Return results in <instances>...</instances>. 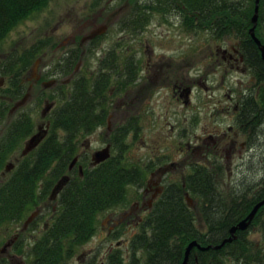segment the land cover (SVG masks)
Wrapping results in <instances>:
<instances>
[{"label": "rangeland", "instance_id": "rangeland-1", "mask_svg": "<svg viewBox=\"0 0 264 264\" xmlns=\"http://www.w3.org/2000/svg\"><path fill=\"white\" fill-rule=\"evenodd\" d=\"M135 1L51 0L42 11L20 22L0 44V103L4 105L7 103L9 107L15 100L7 101L6 97L1 95L10 86L9 77L1 72V68L7 63L10 55L20 54L31 46L39 45L40 41L45 44L37 52L33 63L42 57L37 70L38 68L55 70L63 54L72 51L81 36L86 35L100 24H107L108 30L86 51L87 55H84L80 62L83 69L82 73L78 74L80 76L91 77L89 69H93L98 64L100 56L107 57V51L113 52L114 58L113 56L108 58L116 66L117 71L121 72H124L122 69H125V62L129 66L128 61L130 60L132 65H135L140 58L159 60L158 62L164 64L165 68L172 65L180 69L184 66V58L186 63L190 64L189 73L193 87L189 104H184L183 98L173 97L167 81L163 80L166 79L164 76L157 79L152 78L149 87L146 85L144 88L141 87V81L134 83L131 80L125 83L127 89L123 92L113 89L115 94L109 101L108 112L110 130L107 122H104L93 132L78 137L77 152L83 155L79 163L84 169L88 167L94 151L110 144L111 155L122 157L128 165L138 166L141 175L139 183L126 185L122 203L97 215L94 235L87 242L76 247L73 256L66 264H98L105 259L109 251L115 248H119L124 258L123 262L127 264L128 241L134 233L138 232L140 226L137 223L139 221L137 215L142 218L146 217L143 211L147 207L145 199L148 196L143 197L142 192L147 187L148 180H157L160 177L161 184L180 182L182 176L188 174L189 163L200 159V155L189 153L185 146L186 143H194L195 135H204L206 127L213 131L216 129V133L221 135L229 132L228 127L233 125L232 111L226 107L230 103L227 95L231 93L235 79L238 76L242 78V76L234 69L220 64L222 60L218 55L210 56L209 46L213 50L218 44L224 46L214 35L213 27H206L203 24L199 26L201 28L184 34L178 23L172 27H162L156 25L159 21L158 16L150 14V18L142 21L141 28L133 30L127 26L125 18L127 20L129 12L136 8ZM231 1H239L236 7L242 12L252 11L251 0ZM119 7L122 8L121 12L118 11ZM228 31L230 33L232 29ZM233 37L236 38L230 34L227 38L232 40ZM261 37L263 38V33ZM48 42L53 45H47ZM206 69L209 70L206 84L211 88L204 90L195 80L200 79L206 73ZM131 75L134 76V74ZM26 76L25 73L22 77L24 82L27 80ZM70 77L71 74L59 75L57 84L64 83L63 88H70L72 80L66 82ZM72 78L76 76L73 75ZM126 78L122 77L124 80ZM114 84L111 86L117 88ZM56 86L46 89L33 88L27 104L11 113L6 110L3 116L0 115V138L5 127L22 114L30 115L33 122V133L38 124H45L48 117L47 115L42 116L41 110L45 106V100L58 101ZM61 90L63 91L59 89V94ZM118 126L126 127L128 130L123 128L126 133L124 136H119L116 141L114 131ZM25 140L26 137L17 141L14 148L7 153L5 164L11 162L16 165L18 163ZM225 154L224 151L222 154L224 160ZM242 159L234 157L232 177L229 176L228 171H224L221 180L226 185L220 183V188L226 190L235 188V191L239 192H245L250 188L249 192L252 195L258 187L257 183L264 177V173L258 170L260 166L256 165L261 157L259 155L255 157L256 170L250 174L241 168L240 171L236 170V165L241 163ZM171 162L173 165H167ZM165 166L168 167L166 170L157 171L158 168ZM3 169L4 165L1 171ZM152 172H156L153 177L150 176ZM2 178L3 176L0 175V182ZM49 185L52 187L51 184ZM189 196L193 201L191 204H194L197 200L192 194ZM57 198L56 196L39 204V218L25 231H21L23 221L0 227V248L15 234H21L20 240L23 239L19 248L7 247L1 253L7 264H31L32 259L29 255L31 244L51 220L52 211L57 208ZM136 203L139 204V209L135 208L131 214H127V211ZM196 216L197 223L202 231H205L203 223L199 220L198 212ZM247 237L253 242L259 241L258 227L251 228Z\"/></svg>", "mask_w": 264, "mask_h": 264}, {"label": "trees", "instance_id": "trees-1", "mask_svg": "<svg viewBox=\"0 0 264 264\" xmlns=\"http://www.w3.org/2000/svg\"><path fill=\"white\" fill-rule=\"evenodd\" d=\"M50 1L0 0V44L20 22L42 11ZM178 1L181 4L185 1L192 13L190 30L201 28L198 21L203 17L204 0ZM214 4L209 3L208 8H215ZM141 24L136 11L130 12L127 26L135 30ZM225 27L223 32L231 30V26ZM255 32L258 35V28ZM245 37L248 52H256L257 60L256 46L248 33ZM37 52V48L23 50L20 54L10 55L3 64L1 72L9 77L10 86L1 95L7 101L16 100L25 93L22 77ZM70 61L72 65L75 59ZM131 62L128 61L127 74H132ZM107 84L109 81L106 80L93 84L88 76L83 75L72 82L69 90L62 88L59 105L52 111L48 135L35 150L21 157L0 182V227L22 221L32 208L44 202L49 184L63 176L76 154L78 137L93 132L104 123L107 112L102 97ZM260 101L264 104V89ZM9 108V104L0 103V115L3 116ZM123 128L128 130L121 126L116 128L115 140L124 136L126 130ZM33 129L32 119L25 114L5 127L0 138V173L7 153L17 141L31 135ZM215 173L197 166L180 182H169L165 186L150 212L140 221L138 232L129 239L127 264H181L190 241L196 240L201 246L219 244L229 235L230 227L264 198V177L251 195L250 188L245 192L220 188ZM140 175L138 166L126 164L120 156H111L95 167L86 168L82 175L77 170L70 172L69 181L59 194L57 210L31 244L30 263L66 264L76 247L94 235L97 215L122 203L126 185L139 183ZM186 193L192 194L197 201L189 205ZM197 212L205 231L197 223ZM38 218L31 223L32 226ZM253 227H258L260 232V240L256 242L247 237ZM236 236L219 250L193 248L187 264H264V205L259 208L249 229L237 231ZM21 241L17 240L13 249L19 248ZM123 259L122 252L115 248L98 264H124ZM0 264H7V261L2 258Z\"/></svg>", "mask_w": 264, "mask_h": 264}, {"label": "flooded vegetation", "instance_id": "flooded-vegetation-1", "mask_svg": "<svg viewBox=\"0 0 264 264\" xmlns=\"http://www.w3.org/2000/svg\"><path fill=\"white\" fill-rule=\"evenodd\" d=\"M188 1L190 2V0H186V2ZM261 1L262 10L259 8L256 28H258V37L264 45V31H262V29H264V0ZM203 2L205 5L204 13L202 19L198 21V23L200 24V26L204 24L206 27H213L212 31L214 32V35H216V38H218L220 40V43L222 42V44L224 45L221 46L220 44H218L214 46L215 50H213V48L209 46L208 48L210 56L218 55L222 60L220 64H223V66H227L230 69H234V71L237 72L240 76H242V78L238 76L235 79L234 87H232L233 89H231V93L227 95V98L230 103L226 107L228 110L231 109V116L233 118V125L228 127L229 132L218 135L216 133V129L215 131H213V129H209L206 127L204 128V135H195L194 143H186V149H188L190 154L200 155V159L189 163L190 167L188 170V174H191L195 167L204 166L216 172L215 180L219 185L220 183H222V185H226V183L221 180V175L223 174L222 172L228 171L229 176L232 177V162L235 156L237 157V159H242L243 157H245L240 160L241 163H238L236 165V170L238 169V171H240L239 169L241 168L250 174L251 172L256 170V165H258L261 167V169L259 167L258 170L264 173V104H262L260 101V94L262 89H264V59L261 56L259 47L249 35V28L251 26V16L254 13L255 0H251L252 11L250 12H242L240 9H238L236 5L240 3L239 1L237 2L231 0H204ZM209 3H213L215 8L209 9ZM126 7L128 8V6ZM135 7L136 8L131 10L136 11V17H138L141 22L144 20L146 21L147 18H150V14H154L155 16H158L159 20L156 25L162 27H172L178 23V25L183 29L184 34L190 32V28L188 27V25L190 23L192 13L185 1L183 4H181L178 0H137V4ZM118 11L121 12L122 8L119 7ZM125 21L127 22L126 18ZM228 25L231 26L232 31H230V33L223 32V30L226 28L225 26ZM106 26L107 27L105 33L108 30V25L106 24ZM141 27L139 26L137 29ZM247 33L250 37L249 39L257 48V60L255 57L256 52H248V48L246 45L247 38L245 37V34ZM262 33L263 38L261 37ZM104 34L97 35L95 38L90 39L84 43L81 42V38L83 37L81 36L79 38L77 46L74 47L72 51L64 53L60 61H58L56 69L52 71H49V69L47 68H38L37 70L38 63L42 61L43 58L41 57L39 58V60L33 63V60L38 53L35 54L31 64L28 66L25 72L27 74V80L26 82L23 81L25 86V93L29 92L28 99L31 97V91L33 90V88L46 89L57 85L56 88L58 89V101H55L59 102V89H62L64 87V83H61L60 85L59 83L57 84L59 75L71 74L70 79L66 80V82H70L71 80L73 82L79 79L81 76L78 74L82 73L83 70L82 64H80L83 56L87 55L86 51L90 49L95 44V42L98 41ZM230 34L236 36V38L233 37L232 40L228 39L227 37ZM38 44L39 45L31 46L26 50H33V48H37L39 51V49L41 50L44 47L43 44L45 43L39 41ZM47 45L50 46L53 45V43L51 44L48 42ZM106 55L107 57L104 56L105 58H103V56H100L98 64L93 69H89V75L91 77H88L93 82V84L98 83L100 81L105 82V80L106 82L109 81V84H107L104 91V95L102 97L103 103L105 105V110L107 112L105 115V120L107 122L108 129L110 119V114L108 113L110 106L109 101L111 100L112 95L115 94L113 89H115L116 91L123 92V90L127 89L125 83L131 82V80L134 83H136L137 81H141V87L144 88L146 85L147 87H149V83L152 78L157 79L164 76L166 79L163 80L167 81L168 87L171 88L173 97L183 98L184 104L190 103L193 82L189 73L190 64L186 63L185 58L184 66H181L180 69H176L172 65H168L167 68H165L164 64L158 62L159 60L153 61L151 58L143 60L142 58H140L138 60V63H135V65H132L133 63H131V65L133 66L132 74H134V76H132L130 73L127 74L128 64L126 62L124 65L125 69H122V71L124 72L117 71V68H115L116 66L113 65L111 63V60L108 58H111V56H113V52L107 51ZM74 59L75 61L71 65L70 60ZM65 70H67V73H65ZM208 71L209 70L206 69V73L201 76L200 79L195 80V82L204 90L211 88L206 84V81L208 80ZM73 75H75L76 78H72ZM48 77L50 78L48 79ZM122 77L127 78L124 80L122 79ZM112 84H114L117 88H113V86H111ZM70 88H67V90H69ZM254 99L256 101H253ZM55 101L45 100V106L41 110V115L45 117L47 115L48 119L46 120L45 124H38L35 132H43L44 128L49 130L51 124L52 111L56 106L59 105V103L57 104V102ZM27 102L28 101H26L24 105L27 104ZM14 103L15 102H13L11 106H13ZM49 103L51 104V107L46 110L43 114L45 107ZM99 111L100 109L98 108V112ZM46 136L43 137V139L33 150H35L44 141ZM224 151L226 152L225 160L222 156ZM258 155L261 157V159L259 160V162L256 161L257 164L255 165V157ZM82 157L83 155L79 154L78 162L81 161ZM88 164L91 165V160ZM167 165H173V162ZM167 168V166L161 167L158 168L157 171L161 172L163 170H166ZM74 169L75 167L70 169V171H73ZM155 173L156 172L150 173V176L153 177ZM185 175L182 176V179ZM160 180V177H158L157 180H148L147 187H145L144 191L142 192L143 197L148 196V198L145 199V201H147V207L143 211L146 215L152 209L153 203L162 195L165 186L169 184H161ZM63 186L61 187V189L58 188L54 198L56 196L59 198V194ZM227 186L230 187V185ZM135 208L139 209L138 203L132 206L127 211V214H131L132 210ZM137 216L139 220L137 221V223L140 224V221L143 218L139 215ZM17 238H19L18 234L14 236V239L20 240V238ZM2 258L3 256L1 255L0 259Z\"/></svg>", "mask_w": 264, "mask_h": 264}, {"label": "water", "instance_id": "water-1", "mask_svg": "<svg viewBox=\"0 0 264 264\" xmlns=\"http://www.w3.org/2000/svg\"><path fill=\"white\" fill-rule=\"evenodd\" d=\"M258 7H259V0H255V8H254V13L251 16V27L249 28V34L250 37L255 41V43L257 44V46L260 49L261 52V56L264 59V45L261 44L260 40L258 39V37L255 35V27L257 25V19H258ZM106 24H101L96 26L94 29H92L89 34H87L86 36L81 38V42H85L87 40L93 39L95 36L102 34L105 32L106 30ZM29 97V93L27 92L20 100H18L17 102H15V104L11 107L10 109V113L15 111L17 108L21 107L22 105H24V103L26 102L27 98ZM51 107V104H48L45 107V110L43 111V114L45 113L46 110H48ZM46 134V130H44L42 133L40 131H38L36 134L32 135L24 144V148L21 152L22 155H26L28 152H30L31 150H33L38 144L39 142L43 139V137ZM110 156V148L109 145H107L106 147H104L103 149L97 150L92 154V164L93 165H97L101 162H103L104 160H106L108 157ZM76 162V158H74L71 161L70 167H72ZM12 168V164L8 163L5 166V171H9ZM81 171V168H79ZM66 178L60 180L58 182V184L55 186V189L53 190L52 194L55 193L56 189H58L62 182L65 181ZM187 202H190V198L186 197ZM264 205V198L260 201H258L256 204L253 205V207L251 208V210L247 213V215L242 218L241 220H239L236 224L232 225L229 229V235L224 238L219 244H209L206 246H201L196 240H192L190 241L186 247H185V251H184V257L183 260L181 262V264H187L188 259H189V255L191 253V250L193 248H196L200 251H205V250H209V249H213V250H219L220 248H222L226 243H230L233 240L236 239V231H243L246 230L249 225L251 224L255 214L257 213V211L259 210V208L261 206ZM33 216H30L26 222L24 223V225L26 226L28 224V222H30V220L32 219ZM9 245V243L5 244L1 249L0 252H3L5 250V248Z\"/></svg>", "mask_w": 264, "mask_h": 264}]
</instances>
